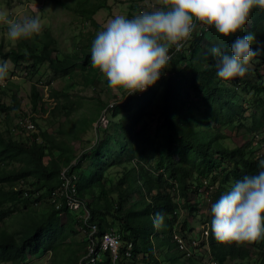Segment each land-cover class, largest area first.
Masks as SVG:
<instances>
[{
    "label": "trees",
    "instance_id": "obj_1",
    "mask_svg": "<svg viewBox=\"0 0 264 264\" xmlns=\"http://www.w3.org/2000/svg\"><path fill=\"white\" fill-rule=\"evenodd\" d=\"M74 6L77 13L91 19V14L102 5L97 0H77ZM205 33L207 38L203 37ZM248 33L255 36L252 43L264 49V11L254 10L245 31L231 37L202 26L185 49L180 52L173 49L170 66L155 85L143 93L129 95L122 102L103 106L108 105L98 112L100 115L96 114L97 120L101 121L104 115L106 127L112 125L102 138H98L102 128L96 127V142L90 150L76 156L75 165L71 159L73 149L66 143L71 133L64 128V120L60 121L59 130L63 137L43 130L24 138L15 136L9 128L6 134L0 129V264H29L35 255L41 258L48 255L49 260L54 256L50 264L78 263L81 250L89 241L88 236L82 244L75 240L84 221L83 209L72 211L62 205L58 210L49 200L61 183L64 166H69L70 176L77 175L74 178L77 195L91 211L89 221L98 224V237L113 227V219L120 220L119 260L123 264H247L253 255L263 259L264 240L242 245L220 243L211 230V204L224 193V184L262 170L258 165L264 158L251 150L256 137L260 134L264 137V98L260 107L250 113L244 103L236 105L229 101V96L223 99L221 92L227 88L226 82H220L221 78L215 75V60L210 53L213 46L230 52L236 36ZM44 38L41 44L32 39L34 46L40 48L38 57L46 59L56 70L76 65L77 61L71 58L61 60L57 56V38L50 27L44 29ZM20 53L18 48L10 52L0 43V56L16 62ZM90 56L91 50L81 64H91ZM235 79L244 83L245 89L264 91V73L258 68H250L244 78ZM31 98L36 110L43 97L35 86ZM14 99L18 110L20 103L15 95ZM57 103L49 109L51 117L60 119L65 113L70 121L73 102L67 97L66 102ZM156 110L159 113L156 137L149 139L138 125ZM241 124H245L250 137L242 144L233 143L228 131H235ZM30 159L32 164L28 162ZM7 161L21 165L10 168ZM82 162L87 163L85 173L80 170ZM120 168L121 176L115 181L111 170ZM109 181L112 185L107 187ZM211 187L207 196L211 203L208 202V213L203 218L204 231H208V235L204 234L208 256L205 260L197 250L198 245L193 246L191 241L184 244L175 235L188 230V219H178L181 205L189 215H198L200 192ZM10 204L17 210L14 218ZM62 212L66 214L65 222ZM156 213L164 216L160 228L154 227ZM8 220L18 224L19 233L8 225ZM166 221L172 223L168 230L164 227ZM69 239L67 248L64 243ZM129 243L132 248L128 257ZM105 262L113 264L110 251L104 253L102 262L92 264Z\"/></svg>",
    "mask_w": 264,
    "mask_h": 264
},
{
    "label": "rangeland",
    "instance_id": "obj_2",
    "mask_svg": "<svg viewBox=\"0 0 264 264\" xmlns=\"http://www.w3.org/2000/svg\"><path fill=\"white\" fill-rule=\"evenodd\" d=\"M97 2L101 3L102 6L91 14V19H86L73 9L77 0H10V3L0 0V9L8 11L7 6L11 8L14 7L9 11L14 16L24 14L39 15L44 24V29L50 27L54 36L57 38V50L55 52L57 56L61 60L71 58L75 62L77 61L76 65L69 66L65 70H56L50 66L46 59L37 56L40 54V48L37 46L35 47L32 43L33 40L40 43L45 39L44 29L42 36L34 37L33 40H22L13 45L6 38V27L0 25V43L3 42L4 48L10 52L12 48H18L19 52H21L18 55L19 60L16 62L10 57L4 58L0 56V63L7 62L9 65V77L3 84L6 85H0V129L6 134V131L9 128L15 136L24 138L31 136L33 132H41L43 130H48L49 132L56 134V136L58 134L63 137L65 135H60L59 130L61 128L60 121L64 120L66 122L64 128H67L66 131L71 133L66 138V143L67 146L73 149L71 157L72 165L78 163L76 156L83 154L88 149L90 150L91 146L96 142V127L100 126L102 128L100 134L98 133V138H102L106 133V129L110 128L112 125V123H110L109 127H106L108 122L107 119H104V115L101 116V121L100 118L98 121V115H100L98 112H102L109 104L115 101L122 102L129 97L126 96L124 92L109 87L107 79L98 69L94 68L92 64H81L83 58L86 57V54H88L92 47L86 49L84 46L87 44L92 45L97 33L103 30L107 22L115 16L124 15L127 18H132L140 11L151 10L153 7L160 6L159 0H97ZM201 27L202 25L199 26L198 31L201 30ZM203 37L207 38L206 33ZM253 47L257 48L254 44ZM84 50H88V52L86 53ZM187 50L189 49L187 48ZM250 68H258L261 70V73H264V59L262 58V55L253 58ZM165 75L168 74L166 73ZM215 75H217L216 72ZM223 81L226 82L227 86V88L221 92V97L223 99L226 96H229L231 98L229 101L234 102L236 105L244 103L248 108V113L252 112L255 108L260 107L263 102L264 91L256 92L254 89H250V87L245 89L244 83L239 82L235 78L232 80H220V82ZM34 86L43 97V101H38L36 110L33 108V98H31ZM64 92H66L67 95H64ZM14 95L20 103V109L18 110H16L18 106L15 105ZM67 97L70 102H73L70 121H67L68 119L65 117V113L60 116V119H53L51 117L52 113H49V109L53 108L57 101V105L66 102ZM105 104L108 105L103 107ZM44 109L46 111H44ZM21 110L24 113L34 114L36 126L33 131L24 130L16 125V122H18L19 118L22 116ZM96 114L98 115L96 116ZM158 121L159 113L156 110L155 113L150 114L147 117L145 122L140 123L138 128L144 135L148 136L149 139L154 138L156 137L155 124L158 123ZM6 122L9 123L7 124ZM228 132L231 134V141L233 143L237 142L242 144L250 137V132L247 130L245 124H241L240 128L235 131ZM253 143L254 147L251 151L264 158L263 135L260 134L257 136ZM152 151L153 149L149 151L150 156L153 154ZM28 162L32 164L33 160L30 159ZM15 165H18L19 167L21 163L8 162V167L10 168ZM81 166V172L85 173L87 163L82 162ZM68 170L69 166L63 167L61 183L57 188L63 186V172L67 173ZM121 173V168L111 170L113 180L116 181L121 176ZM218 177L219 176L216 177L217 181H219ZM74 178H77L76 174L74 175ZM234 182V180H231L224 184L222 187L223 192H226ZM73 183L76 187L75 180H73ZM111 185L112 184L109 181L107 187H110ZM217 186L218 185L214 184V188H217ZM211 190L212 187L209 190H204V188L201 190V204L198 205L200 213L198 215H189L188 210L184 209L183 205H181V214L178 218L181 219V221L184 218H187L189 221L187 232L182 233L184 235V244H190L189 241H191L193 246L198 245L197 250L200 254L204 255L205 260L208 259V256L206 252L207 249L205 248L207 242H205V235L203 232L205 225L203 218L208 213V202L211 203L210 199L209 201L207 199L208 193ZM54 192H52L51 195L49 194V200L51 202L53 200ZM48 203L46 202V204ZM10 205L11 209H13L11 217L14 218L17 210L14 204ZM68 208L72 211L75 210L71 206ZM65 219L66 214L62 217L64 222ZM118 220L113 219V227L109 229V231L113 230L118 233L120 221ZM8 225H13L14 230L19 233L18 224L16 222L8 220ZM170 225H172V223L166 221L164 223L165 230H168ZM178 231L181 232L179 229ZM148 235H150V233ZM85 236V232L79 227V233L75 240L82 244L85 240ZM75 240L72 242L75 243ZM70 242V239L65 241L64 244H66L65 246L67 248L70 247ZM86 246H88V244H85L81 250L82 254L79 257L77 264H80L81 259L86 254ZM131 248L132 243H129L126 252H131ZM166 252L168 253L167 250ZM175 255L176 257L179 255L178 251L175 252ZM53 257L54 256H52V259ZM103 257L104 255H102V258ZM261 257L262 256L253 255L248 258V261H251L247 264H261V260H264V258L262 259ZM60 259H62V257ZM51 260H49L48 255L43 258L35 255L29 264H41V262L43 264H50ZM104 264H106V262Z\"/></svg>",
    "mask_w": 264,
    "mask_h": 264
},
{
    "label": "clouds",
    "instance_id": "obj_3",
    "mask_svg": "<svg viewBox=\"0 0 264 264\" xmlns=\"http://www.w3.org/2000/svg\"><path fill=\"white\" fill-rule=\"evenodd\" d=\"M159 4L132 18L115 16L92 42V66L103 74L109 87L126 96L143 93L155 85L169 68L173 49H185L199 26L231 37L245 31L254 10L264 11V0H159ZM12 9H0V25L6 27L8 41L15 45L42 36L44 24L39 15L14 16L9 12ZM254 40L252 33L237 35L230 44V52L219 46L210 49L219 78L232 80L249 73L253 58L264 54V49L253 47ZM8 77L9 65L2 62L0 85ZM21 114L31 115L36 124L34 114L22 110ZM16 125L28 130L19 122ZM258 166L261 171L235 181L211 204V230L218 242L242 245L264 240V159L259 160ZM163 222V214L156 213L154 227L160 228ZM206 231L204 234L208 235ZM175 236L183 240L181 233Z\"/></svg>",
    "mask_w": 264,
    "mask_h": 264
},
{
    "label": "built area",
    "instance_id": "obj_4",
    "mask_svg": "<svg viewBox=\"0 0 264 264\" xmlns=\"http://www.w3.org/2000/svg\"><path fill=\"white\" fill-rule=\"evenodd\" d=\"M104 119H106L105 116ZM18 122L28 130H34L36 126L31 115H22ZM68 172H63V186L55 190L53 202L56 204L57 208H61L62 205H65L67 207L71 206L75 210L83 209L82 216L84 217V221L80 227L85 232V235L88 236L89 241L86 254L81 259L80 264L102 262V255L107 251L111 252L114 264H122L118 261L119 250L122 245L120 235L111 230L104 232L100 237L97 236V232L99 231L98 224L89 221L91 211L88 205L77 195V190L73 183L74 176H69ZM206 233H208V231H206ZM178 240L183 243L182 239ZM126 254L129 256L131 252L127 251Z\"/></svg>",
    "mask_w": 264,
    "mask_h": 264
}]
</instances>
